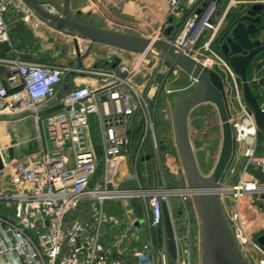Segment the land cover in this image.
I'll return each mask as SVG.
<instances>
[{
  "label": "built area",
  "instance_id": "2783aa9c",
  "mask_svg": "<svg viewBox=\"0 0 264 264\" xmlns=\"http://www.w3.org/2000/svg\"><path fill=\"white\" fill-rule=\"evenodd\" d=\"M185 5L189 6L188 16L165 38L169 19L183 14ZM252 5L264 6V0H231L217 17L215 0H167L159 29L145 37L167 40L180 53L218 73L223 81L236 155L240 153L245 168H254L260 176L232 182L234 161L217 189L225 220L246 261L253 258V250L264 255L251 239L240 207L249 198L264 202L260 199L264 195V149L258 155L259 129L244 101L242 82L212 45L226 28V14ZM13 8H23L26 19H34L33 11L21 0H0V47L11 46L4 16ZM85 51L78 41L73 55L82 57ZM117 52L131 57L125 62L116 54L108 57L104 66L85 69L29 63L13 52L7 59L0 58L5 70L0 115L3 108L30 114L36 123L44 124L49 144L48 151L19 160L4 159L0 149V264H193L195 259L200 264L197 212V219L186 221L183 212L172 206L174 199L193 204L188 185L135 190L113 187L122 159L131 153L137 120L145 123L139 144L143 146L148 137L157 148L147 100L135 78L151 55L165 62L153 47L143 54ZM116 59L119 63L112 69ZM254 65L256 72L248 84L259 86L264 82V58L255 60ZM71 74H82L90 83L75 84L61 93L65 76ZM150 78L149 73L144 77ZM92 116L98 125L99 152L89 135ZM115 199L137 200L140 212L128 209L125 203L126 223L118 222L105 211V203ZM163 205L171 217L175 259L164 234L161 244L157 242L156 230L163 228ZM83 207L86 213L77 215ZM174 216L180 218L175 221ZM108 229L116 232L109 241Z\"/></svg>",
  "mask_w": 264,
  "mask_h": 264
},
{
  "label": "water",
  "instance_id": "95a60500",
  "mask_svg": "<svg viewBox=\"0 0 264 264\" xmlns=\"http://www.w3.org/2000/svg\"><path fill=\"white\" fill-rule=\"evenodd\" d=\"M21 1L33 11L39 21L58 32L74 36L75 50H77L78 40L132 54H143L153 47L161 52V58L165 62L196 82L195 88L179 99L174 106L173 126L176 147L188 186L195 191L192 196L200 223V264H249L242 256L228 227L219 195L209 192L220 187L236 157V141L229 123L224 84L219 74L180 53L167 40H150L101 29L97 25L80 23L77 20L80 14L73 17L70 13V0H63L62 11L57 15L42 6L38 0ZM221 15V12L216 14L217 17ZM226 20V28L217 35V50L241 80L244 101L254 115L256 127L264 133V108L259 102L260 96L253 93L247 79L252 59L264 52V6L252 5L244 10L228 12ZM169 24L170 26L163 32L165 38H170L180 23L173 25L171 18ZM118 63L119 60L116 59L111 68L114 69ZM68 79L69 75H66L61 86V93L67 91ZM204 104L215 108L222 133L219 156L213 171L208 176L203 175L199 170L188 127L191 112ZM7 154L11 160L12 150H8ZM2 167L0 156V171ZM260 199L264 201V195L260 196ZM163 234L169 254L172 259H175L176 248L172 223L166 205H163V228L156 230L159 244L162 242ZM256 242L264 247V235L258 237Z\"/></svg>",
  "mask_w": 264,
  "mask_h": 264
},
{
  "label": "rangeland",
  "instance_id": "374dc122",
  "mask_svg": "<svg viewBox=\"0 0 264 264\" xmlns=\"http://www.w3.org/2000/svg\"><path fill=\"white\" fill-rule=\"evenodd\" d=\"M230 2L231 0H215L217 11L222 13L223 10L227 8ZM189 11L190 10L186 9V7L184 8V12L187 13L185 15V18L188 16ZM72 16L75 17V15ZM83 24L87 23L84 22ZM91 25L94 26V24L92 23ZM98 27L101 29L117 31L118 33L133 35L141 38L146 37L144 33L138 32V30H136L137 32H125V29L118 28L121 26L114 22L110 24L105 23L104 26ZM49 33L52 36V41L55 40L54 44H67L65 46L68 47L71 45L72 36H69L62 32ZM208 34L209 33H207V35ZM72 38H74V36ZM206 38L203 41H206ZM90 45L92 44H82V47H84L86 50L83 55L84 57L97 53L95 55H97V57H99V59H102L103 61L107 60L108 57H114L116 56V54H118L122 55V59L125 62L128 61L131 57V55L127 53H118L117 51L120 49L106 47V50H93L90 48ZM62 48H64V46ZM71 51L72 49L70 50V52ZM63 53L58 54L62 56ZM59 55L56 54V56ZM155 58L156 57L151 55L147 60V64H144L140 68V72L135 78V83L136 87H140L142 89V95H144L147 100L149 116L153 125L152 135L154 136L157 148H153L151 139H149L148 137L145 139L143 146L139 144V140L142 139L145 134V123L142 119L137 120L135 123V138L132 143L131 153H128V155L126 156L128 157V169L130 172V178H132L131 183L133 184V186L131 185L132 188H129V190H135L137 189V187H140V185H142V181L139 179L141 173L138 170L137 166L139 165V158L145 154L150 156V165L148 166L146 173L147 176L150 177V182L153 183V186L178 188L182 187L183 185L181 181H177L180 173L177 169V163L175 164V162L173 161V159H175L176 161H178L179 159V157H177L178 155L175 153L176 141L173 126V109L178 100L181 99L184 95L191 92L195 88V86L191 85L190 79L186 80L179 70L173 69L167 62L161 63ZM148 73L151 75V78L149 80H145L144 77ZM259 102L263 107V96L260 97ZM191 121L192 127L190 130V139L197 165L200 172L203 175L208 176L211 174L216 165L221 147L222 133L219 118L214 107H212L211 105H202L195 109V111H193V113L191 114ZM32 125L33 124H29L24 126L23 128H20L18 136H24L25 133H29L30 130H32ZM9 132L10 129H8V134L16 135L13 131V134L11 132L10 134ZM89 135L95 151L99 152L101 149L98 137L99 132L98 125L94 116L90 118ZM20 138L19 140H17L14 136V143H17V152L18 150L20 151L21 147H23V145H21L23 143V138H21V140ZM257 142H259V136L257 137ZM257 145V153L259 155V152L262 150V148L260 147L259 151V143ZM6 156V153H4V159ZM168 162L170 163V165H168ZM253 177L257 179L260 178L258 171L254 168H244V170L242 171L240 167L235 166L231 181L235 182L239 179L252 180ZM125 203H128V209L134 210V212L137 214L140 212L139 202L137 200L128 201L126 199H115L106 202L105 211L111 218L117 220L118 222L126 223L127 219L125 216ZM172 204L173 208H176L183 212L184 220L192 221L197 219L195 213H191L189 210L191 206L190 204L192 203L187 202L184 204L181 203L178 199H174L172 201ZM240 207L247 224L248 233L251 239L256 241L258 237L264 235V202H261L258 199L249 198L241 202ZM76 213L77 215H84L86 213V207L80 208ZM179 218V216H174L175 221ZM113 230L108 229L107 231L106 236L108 241L111 240V236H114L116 234V232ZM261 248L264 251V247L261 246ZM252 255L253 258H247V261H249L250 264H260L261 261H264V255L259 253L258 251L253 250ZM193 264H197L196 259L194 260Z\"/></svg>",
  "mask_w": 264,
  "mask_h": 264
},
{
  "label": "crops",
  "instance_id": "0c3cea01",
  "mask_svg": "<svg viewBox=\"0 0 264 264\" xmlns=\"http://www.w3.org/2000/svg\"><path fill=\"white\" fill-rule=\"evenodd\" d=\"M38 1L42 6L50 9V11L55 15L60 14V12L62 11L63 0ZM166 3L167 0H70L69 9L71 15H76L78 13L80 14V17L77 19L80 23L85 22L88 25H91L92 23L94 25L104 26L105 23L110 24L114 22L121 26L118 28L125 29V32H137L136 30H138V32H142L144 33V35L150 36L153 32H157L163 21ZM185 7H187L186 9H189L188 5H185ZM25 8L27 9L26 6ZM186 14V12H183V14L174 18L173 25L177 22L182 23L185 20ZM26 17L27 15L23 8H13L5 14L4 19L8 26V34L11 41V46H1L0 58L7 59L12 55L13 52L16 53L17 57L21 60L35 64L67 66L71 68L79 66L83 69L90 66L106 65V61H102V59H99V57L95 55L97 54L95 52V54L88 55L87 57H75L72 52L75 49L73 44L74 38L71 37V47L65 46L67 44H54L55 40L52 41V36L49 32L58 31L39 21L36 16H34V19H26ZM78 41L80 42V44L88 43L82 40ZM62 45L64 46V48H62ZM213 47L217 48V40H215L212 45L213 51L217 52ZM90 48L93 50H106V46H99L97 44L90 45ZM71 49L72 51L70 52ZM58 53H63V55L60 56ZM56 54L59 56H56ZM259 58H264V52L261 53L255 60ZM254 62H252L249 66L248 80H251L256 72V66L254 65ZM185 79L188 80L187 77H185ZM87 83H90V80L82 74H71L68 79L69 88L73 87L75 84ZM4 84L5 70L4 67L0 65V87ZM252 87L254 88L255 93L260 95V97L264 95V82H262L259 86L254 85ZM195 109L193 111H195ZM193 111L191 112V114L193 113ZM191 114L189 116L188 122L189 135L192 127ZM29 124H33L31 127L32 130H30L29 133H25L24 136H18L19 129ZM8 129H10L11 133L13 131L19 138H23V143L21 145H23V147L25 148L21 147L22 149L20 148V151L18 150L17 152V143H14V136L16 137V139L18 137L16 135H9ZM19 138L17 140H19ZM261 148L262 150L259 152V155L264 149V141L261 145ZM0 149L4 150V153H6V159L8 158L7 151L11 149L13 152L12 159L15 160L24 159L31 156L33 157L42 152L48 151L49 144L44 124L42 122L36 123L35 119L30 114L22 112L16 113L12 109L9 110L3 108L2 114L0 115ZM175 153L178 155L177 157H179L177 147L175 149ZM149 159L150 156H148L147 154L139 158V165L137 167L141 173L139 179L142 181V185L137 188L155 187L153 186V183L150 182V177H148L146 173L147 168L150 165ZM8 160L10 159L8 158ZM243 160V156L240 153L236 155L234 160V166L240 167L242 171L245 168V161ZM173 161L175 162V164L177 163V169L180 173L177 181H181V183L183 184L182 187L187 186L188 182L180 157L178 161H176L175 159H173ZM168 165H170L169 162ZM129 173L128 157L125 156L120 163L118 175L113 187L124 190H127V186L128 190L129 188H132V178H130ZM190 205L191 206L189 210L191 213H194L196 209L194 205Z\"/></svg>",
  "mask_w": 264,
  "mask_h": 264
},
{
  "label": "trees",
  "instance_id": "16d2710c",
  "mask_svg": "<svg viewBox=\"0 0 264 264\" xmlns=\"http://www.w3.org/2000/svg\"><path fill=\"white\" fill-rule=\"evenodd\" d=\"M179 25H180V24H179ZM213 48H215V47H213ZM215 50L218 52L217 48H215ZM218 53H219V52H218ZM247 79H249L248 74H247ZM251 89H252L253 93L256 94L254 88L252 87V85H251ZM256 95H258V94H256ZM263 96H264V95H263ZM258 136H259V151H260V147H261V145H262V143H263V141H264V133L261 132V131H259V132H258Z\"/></svg>",
  "mask_w": 264,
  "mask_h": 264
},
{
  "label": "bare ground",
  "instance_id": "6f19581e",
  "mask_svg": "<svg viewBox=\"0 0 264 264\" xmlns=\"http://www.w3.org/2000/svg\"><path fill=\"white\" fill-rule=\"evenodd\" d=\"M210 193H218V190L216 189V190H211V191H209ZM193 194H195V191L194 190H192V195ZM129 195H131V194H129ZM134 195V194H133Z\"/></svg>",
  "mask_w": 264,
  "mask_h": 264
},
{
  "label": "flooded vegetation",
  "instance_id": "af4514ba",
  "mask_svg": "<svg viewBox=\"0 0 264 264\" xmlns=\"http://www.w3.org/2000/svg\"><path fill=\"white\" fill-rule=\"evenodd\" d=\"M259 55H260V54H258L257 56H255V57L252 59L251 63L254 62V60H255ZM251 63H250V64H251Z\"/></svg>",
  "mask_w": 264,
  "mask_h": 264
}]
</instances>
